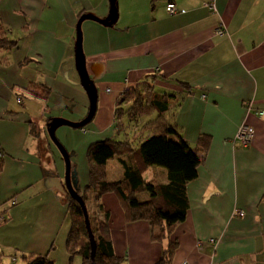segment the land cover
<instances>
[{
	"label": "crops",
	"instance_id": "crops-1",
	"mask_svg": "<svg viewBox=\"0 0 264 264\" xmlns=\"http://www.w3.org/2000/svg\"><path fill=\"white\" fill-rule=\"evenodd\" d=\"M206 2L115 0L111 26L80 25L98 115L86 128L61 127L55 136L81 189L89 181V146L117 132L123 138L114 113L126 91L147 86L173 96L166 118L182 138L195 147L199 137H209L197 178L186 187L185 218L160 239L164 223L128 221L115 195L89 192L93 212L101 204L108 213L122 264H163L170 245L168 264H264V0H215V12ZM168 3L175 14L166 12ZM109 11V0H0V35L11 42L0 47V264L2 253L27 264L51 258L58 237L66 243L67 203L50 177L60 179L63 167L43 130L54 118L77 123L87 116L75 66L76 27L83 15L103 20ZM241 125L255 130L246 147L235 141ZM122 173L118 161L107 163L108 180ZM143 178L167 182L162 168L147 169Z\"/></svg>",
	"mask_w": 264,
	"mask_h": 264
},
{
	"label": "trees",
	"instance_id": "trees-1",
	"mask_svg": "<svg viewBox=\"0 0 264 264\" xmlns=\"http://www.w3.org/2000/svg\"><path fill=\"white\" fill-rule=\"evenodd\" d=\"M10 44L4 33L1 34L0 47L6 49ZM171 99L174 97L170 95H155L147 86L126 91L117 102L115 123L118 130L124 126L130 129L135 123L140 124L141 136L138 134L133 139L130 132L125 130L122 139H107L91 144L87 151L88 184L83 189L79 186L76 188L84 202L89 192H95L98 197L104 194L115 195L128 221L143 219L150 221L153 226L164 223V229L155 239L162 238L184 220L188 208L186 187L197 178L198 166L209 140V137L201 136L197 145L191 147L182 138L177 127L166 118L167 112L172 110ZM31 133H35L33 127ZM2 157L0 151V172ZM111 160L118 161L122 168L119 180L110 181L107 178V163ZM149 168L164 169L167 174L166 184L145 181L143 174ZM69 198H65L71 220L66 250L71 257L79 254L82 264H91L84 214L80 205ZM97 208L103 218L98 219L96 225L90 224L97 246L95 264H122V260L113 251L108 213H103L101 204ZM174 248L175 245L168 247L161 263L170 262ZM27 264L53 262L41 256L31 258Z\"/></svg>",
	"mask_w": 264,
	"mask_h": 264
},
{
	"label": "water",
	"instance_id": "water-1",
	"mask_svg": "<svg viewBox=\"0 0 264 264\" xmlns=\"http://www.w3.org/2000/svg\"><path fill=\"white\" fill-rule=\"evenodd\" d=\"M109 5H110V11L107 18L103 20H99L92 15H83L82 17H80L76 27L75 66L79 76L80 85L82 89L85 91L89 100V110L87 116L85 117V119L77 123L69 122L61 118H54L46 125L48 135L50 136L51 140L58 146V149L62 153L65 160V167H66L65 188L69 196L80 205L84 214L85 225H86L88 239L90 242V249H91V256H90L91 264H95V254H96L97 246L94 239V235L91 231L87 208L85 206V202L76 191V188L78 186L77 172L75 169L71 168L69 154L65 150V148L58 142L55 133L57 129L61 127H68L71 129H81L87 126L95 116L98 94L95 85L90 80L86 72L85 58L83 55L82 44H81L82 36H81L80 25L83 21L90 20V21H95L104 26H111L116 20L115 0H109Z\"/></svg>",
	"mask_w": 264,
	"mask_h": 264
},
{
	"label": "rangeland",
	"instance_id": "rangeland-1",
	"mask_svg": "<svg viewBox=\"0 0 264 264\" xmlns=\"http://www.w3.org/2000/svg\"><path fill=\"white\" fill-rule=\"evenodd\" d=\"M96 114L98 115V113H96ZM64 120H66V119H64ZM66 121H69V120H66ZM69 122H73V121H69ZM86 127H88V125ZM140 128H142L141 125L135 123L130 129L128 128V126L126 128L124 126V128H123L124 131H123V129L122 130L119 129V131L124 133L125 130L126 131L128 130L130 132V134H131V137L133 139H135L138 136V134L140 135L139 131H142V129H140ZM33 129H34V131L36 130L34 127H33ZM43 132H44V137L46 138V141H49V143L51 145L50 147H51L52 152H53L52 155L55 158H58V160H59L60 169L63 167V173H62L60 179L59 178L55 179L53 175H51L50 177H52L54 179V181L56 182V184H57L56 186H57L58 190L60 191V193L62 194V196L64 198H66V199H70L69 195L67 194V191H66V189L64 187V185H65V175H66V167H65L64 157H63L62 153L60 152V150L58 149V146L51 140L50 136L48 135L47 128H44ZM132 133H134L133 134L134 137L132 136ZM118 135L119 134L117 132L115 134V137H114L115 140L119 139ZM111 163H113V162H111ZM48 180L51 181L50 179H48ZM88 197L91 198V194L86 196V201H85V206L87 208L88 215H89V222H90L91 225H96V221L98 220V217H99V216L98 217L96 216V213H98L97 212L98 210H96V212L95 211L93 212L91 204L89 202L87 203V201L89 200ZM31 213H34V210H33V212L31 211ZM90 213H91V215H90ZM4 221H5V219H4ZM0 224H2V223H0ZM30 224L32 226L34 225V223H30ZM33 234L35 235V233H33ZM63 238L61 239L60 237H58L55 240L54 244L51 245V248H53L52 249L53 253H51V258L52 259L51 258H48V259H50L53 262V264H82V258H81V256L79 254H75V255H73L71 257L68 254V252H66V249H65V244L66 243H65V240H63ZM12 258H13V254L2 253L1 254V264H18V262L15 263V259H12Z\"/></svg>",
	"mask_w": 264,
	"mask_h": 264
},
{
	"label": "built area",
	"instance_id": "built-area-1",
	"mask_svg": "<svg viewBox=\"0 0 264 264\" xmlns=\"http://www.w3.org/2000/svg\"><path fill=\"white\" fill-rule=\"evenodd\" d=\"M204 6L207 9H209L210 11H212V12L216 11V9H215V0H208V2H206L204 4ZM166 12L169 15L175 14L177 12L175 4L174 3H168L166 5ZM217 33L218 34L222 33V30L219 29L217 31ZM258 114L261 115L262 113H258ZM254 136H255V130L252 127H250L248 125H241V127L238 129V132L236 134L235 141L240 143V145L246 147L252 142ZM10 202H11V205H15L16 201L14 199H11ZM243 215H244V213H242V212L238 213V216H240V217H242ZM3 221H4V216L0 212V223H3ZM209 243L213 244L214 241L210 240ZM183 264H186V263H183Z\"/></svg>",
	"mask_w": 264,
	"mask_h": 264
},
{
	"label": "flooded vegetation",
	"instance_id": "flooded-vegetation-1",
	"mask_svg": "<svg viewBox=\"0 0 264 264\" xmlns=\"http://www.w3.org/2000/svg\"><path fill=\"white\" fill-rule=\"evenodd\" d=\"M64 187H65V185H64ZM66 189V188H65ZM67 191V190H66ZM68 193V192H67Z\"/></svg>",
	"mask_w": 264,
	"mask_h": 264
}]
</instances>
